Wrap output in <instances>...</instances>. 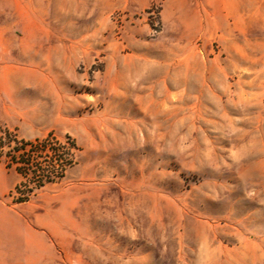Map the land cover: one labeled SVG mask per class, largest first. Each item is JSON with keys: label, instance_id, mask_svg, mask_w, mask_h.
Returning <instances> with one entry per match:
<instances>
[{"label": "rangeland", "instance_id": "1", "mask_svg": "<svg viewBox=\"0 0 264 264\" xmlns=\"http://www.w3.org/2000/svg\"><path fill=\"white\" fill-rule=\"evenodd\" d=\"M25 1L44 109L0 122V264H264V0ZM48 136L71 164L20 201L9 151Z\"/></svg>", "mask_w": 264, "mask_h": 264}, {"label": "crops", "instance_id": "2", "mask_svg": "<svg viewBox=\"0 0 264 264\" xmlns=\"http://www.w3.org/2000/svg\"><path fill=\"white\" fill-rule=\"evenodd\" d=\"M16 1L21 6L27 3ZM7 2L12 5L14 0H0V122L16 125L19 123L14 121L15 116H33L37 120L44 109L46 66L42 52L47 48H40L37 42L45 35V16L39 10L25 12L19 7V17L30 21L32 27V32L23 34L19 42L6 23Z\"/></svg>", "mask_w": 264, "mask_h": 264}, {"label": "trees", "instance_id": "3", "mask_svg": "<svg viewBox=\"0 0 264 264\" xmlns=\"http://www.w3.org/2000/svg\"><path fill=\"white\" fill-rule=\"evenodd\" d=\"M50 148L54 152L53 155L41 156V152ZM69 150L70 145L67 146L65 142L52 136L44 140L23 141L12 147L7 164H15L18 173L22 176V181L16 186L20 201L29 200L35 191L47 183L64 177L72 161Z\"/></svg>", "mask_w": 264, "mask_h": 264}, {"label": "built area", "instance_id": "4", "mask_svg": "<svg viewBox=\"0 0 264 264\" xmlns=\"http://www.w3.org/2000/svg\"><path fill=\"white\" fill-rule=\"evenodd\" d=\"M47 152H48V155H53L54 154V152H53V150L50 148V149H47ZM42 153V155L41 156H44L45 154H47V153H45L44 151L43 152H41ZM45 161H43V163H44ZM19 194V193H18Z\"/></svg>", "mask_w": 264, "mask_h": 264}]
</instances>
